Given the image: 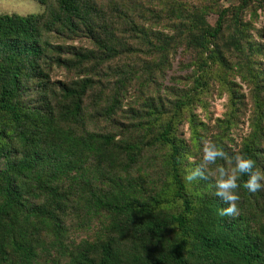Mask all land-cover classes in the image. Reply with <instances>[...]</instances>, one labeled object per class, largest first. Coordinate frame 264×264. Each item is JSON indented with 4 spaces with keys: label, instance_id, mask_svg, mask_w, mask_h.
<instances>
[{
    "label": "trees",
    "instance_id": "obj_1",
    "mask_svg": "<svg viewBox=\"0 0 264 264\" xmlns=\"http://www.w3.org/2000/svg\"><path fill=\"white\" fill-rule=\"evenodd\" d=\"M36 1L46 5L42 13H0V264H264V190L241 186L239 214L225 217L211 178L184 180L202 159L204 139L229 161L244 153L264 171V49L256 27L264 0H161L160 10L120 0L109 14L93 0ZM132 7L151 19L164 13L168 32L128 21ZM51 32L83 35L92 47L66 50L48 39ZM179 49L192 53L189 88L143 96L119 132L90 127L116 112L136 76L134 61L108 72L114 59L125 51L154 57L143 69L147 85ZM55 66L84 77L52 81ZM236 77L252 87L254 107L252 129L233 149L228 131L242 103ZM212 83L230 93L233 108L209 133L192 108ZM183 120L189 144L178 137ZM217 166L231 165L218 160L209 169ZM75 230L90 234L71 238Z\"/></svg>",
    "mask_w": 264,
    "mask_h": 264
},
{
    "label": "rangeland",
    "instance_id": "obj_2",
    "mask_svg": "<svg viewBox=\"0 0 264 264\" xmlns=\"http://www.w3.org/2000/svg\"><path fill=\"white\" fill-rule=\"evenodd\" d=\"M50 1V0H49ZM52 1V0H51ZM94 3L100 4L105 11L109 10V4L114 3L115 1L120 0H93ZM160 1L161 0H136L143 7H149L154 10H160ZM190 4L198 5L200 3L209 2L210 0H183ZM223 3L222 0L219 1ZM46 9L45 4H40L36 0H0V13L4 12H15L19 14H28V13H42ZM109 14V12H108ZM111 14V13H110ZM125 15V14H124ZM112 22H120V19L117 18L116 15L112 16ZM126 18L131 23H139L140 25L150 24L153 27L154 31L168 32V28L171 18L167 19L164 13L158 19H151L149 14L146 11H141L139 9L130 8L127 10ZM209 22H213L215 15L210 14L207 16ZM256 27L259 31L258 40L262 43L264 49V12L259 13V17L256 21ZM121 29V27L119 28ZM48 39L53 44H61L65 47L66 50H69L71 47L75 49H85L91 48L92 43L89 38L83 35L76 34H66V33H58L51 32L48 34ZM264 52V50H263ZM65 56H70L67 52ZM154 57H147L143 52H137L135 55L133 53L124 52V54L119 55L116 59H114L110 66L107 68L108 72L114 66H119L121 69L124 68L125 63H130L134 61L133 68L136 70V76L132 77L131 82H127L125 92L121 98V104L117 108L116 112L107 119L105 117H100L98 120L92 122L90 127L95 128L96 130L101 131H111V132H119L121 130V124L129 123L132 119V112L134 110L141 109L140 106L143 104V96H151L157 95L158 93L163 95L164 90L169 86H176L179 89H187L189 88V83H187V74L191 71V59L192 53L188 50L181 51L179 49L176 54L170 55V66L167 68L164 74H154L155 82L144 85L146 80L148 79V74L143 72L144 66L147 61L153 60ZM261 63L264 67V53L260 56ZM105 72V70L103 71ZM138 76H141L138 77ZM84 74L80 73L77 68H66L55 66L51 73V80H61V81H70L73 79L83 78ZM234 82L238 84L237 87L238 92L241 96V105L233 108L230 103V93L223 87L219 86L217 83H212L207 91L201 94L200 101L193 104V113L203 122L207 123V127L209 128L208 132H215L217 129L215 128L218 120L225 119L228 117L231 112L230 108L234 109V113L232 115L233 120L229 127L228 135L231 137L230 144L233 149H237L240 145V142L249 134L252 129V115H253V89L251 86L247 85L245 82H242L239 77L234 78ZM264 82V81H263ZM142 85L144 89H142ZM111 90H106L105 94L99 96L100 104L102 106L105 105L106 100L109 98L111 94ZM96 96V93H90L87 97L88 105L87 107H91L89 105L92 98ZM170 96V95H169ZM168 104L165 102V106ZM134 108V109H131ZM93 113V111H92ZM231 116V115H230ZM121 123V124H120ZM120 124V125H119ZM178 137L184 140L187 144H189V140L191 138L189 125L186 120H183L178 125ZM209 137V134L207 138ZM118 138V136H117ZM207 140L204 139L202 145L199 146L200 154H202L203 145ZM195 160L194 157H190L189 161L193 162ZM85 234H90V231L86 233H82L78 230L70 231V237L79 239L81 236Z\"/></svg>",
    "mask_w": 264,
    "mask_h": 264
},
{
    "label": "clouds",
    "instance_id": "obj_3",
    "mask_svg": "<svg viewBox=\"0 0 264 264\" xmlns=\"http://www.w3.org/2000/svg\"><path fill=\"white\" fill-rule=\"evenodd\" d=\"M202 153V159L186 172L184 180L192 183L211 178L215 188L214 195L226 205L220 211L221 216L231 217L239 214L241 186L251 193L264 190V171L256 168L255 161L247 154L236 153L229 161L226 152L213 141L204 143ZM218 160L228 161L231 166H217L214 171L210 170L209 165H216ZM245 175L247 179L242 181L241 178Z\"/></svg>",
    "mask_w": 264,
    "mask_h": 264
}]
</instances>
